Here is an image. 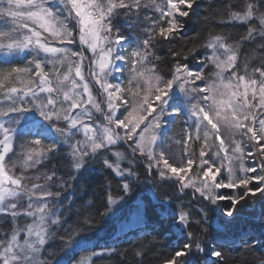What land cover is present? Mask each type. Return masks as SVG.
Wrapping results in <instances>:
<instances>
[{"label":"snow or ice","instance_id":"1","mask_svg":"<svg viewBox=\"0 0 264 264\" xmlns=\"http://www.w3.org/2000/svg\"><path fill=\"white\" fill-rule=\"evenodd\" d=\"M200 8L0 0V264H264V232L210 223L264 219V0H209L188 36ZM140 185L127 246L93 244Z\"/></svg>","mask_w":264,"mask_h":264},{"label":"trees","instance_id":"2","mask_svg":"<svg viewBox=\"0 0 264 264\" xmlns=\"http://www.w3.org/2000/svg\"><path fill=\"white\" fill-rule=\"evenodd\" d=\"M208 2L209 0H199V3L201 4V8L197 10L199 15L192 17L189 24V30L187 32L188 36H192L194 34L198 21L207 11ZM106 177L107 174L102 168H100L99 165L95 166V170H90L89 179L94 188H97L98 185L105 184L107 182ZM168 191H170V189H168ZM98 194L99 192L97 191V195ZM156 203L157 201L153 192L144 185H140L133 192L127 205L116 213V218L112 221V223L107 227L102 228L95 234L92 243L103 246L105 243L111 244L114 241L119 240L121 245L126 247L127 241L131 239V235H126L123 231H121V224L124 219L131 218L137 205L152 208V206ZM152 214L154 216L153 226L156 227L157 231L162 232V236L160 238L161 247L158 251L164 252L166 251L165 246L170 241L173 243L175 242L173 239L174 229L171 231L167 230L169 228L168 217L160 208H154ZM210 223L212 229H216L218 232L227 234L231 237L243 234L259 236L261 232H264V219L261 218V210L258 207L247 209L244 213L230 222L226 218L216 215ZM232 255L235 256L237 253L233 252ZM257 255H259V252ZM129 259L131 258L129 257ZM248 259L251 260V256H249ZM112 264H117V262L113 261Z\"/></svg>","mask_w":264,"mask_h":264},{"label":"rangeland","instance_id":"3","mask_svg":"<svg viewBox=\"0 0 264 264\" xmlns=\"http://www.w3.org/2000/svg\"><path fill=\"white\" fill-rule=\"evenodd\" d=\"M131 218H132V216H131Z\"/></svg>","mask_w":264,"mask_h":264}]
</instances>
